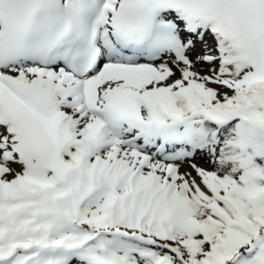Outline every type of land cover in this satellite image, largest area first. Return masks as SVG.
<instances>
[{
	"label": "snow or ice",
	"instance_id": "obj_1",
	"mask_svg": "<svg viewBox=\"0 0 264 264\" xmlns=\"http://www.w3.org/2000/svg\"><path fill=\"white\" fill-rule=\"evenodd\" d=\"M0 264H264V0H0Z\"/></svg>",
	"mask_w": 264,
	"mask_h": 264
}]
</instances>
